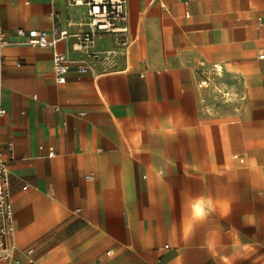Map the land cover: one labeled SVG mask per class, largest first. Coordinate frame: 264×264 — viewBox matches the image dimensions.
I'll list each match as a JSON object with an SVG mask.
<instances>
[{"label":"crops","instance_id":"crops-1","mask_svg":"<svg viewBox=\"0 0 264 264\" xmlns=\"http://www.w3.org/2000/svg\"><path fill=\"white\" fill-rule=\"evenodd\" d=\"M68 1L0 0L15 256L264 264V0H128L130 44H96L115 64L58 84L73 38L39 48L15 30L74 33Z\"/></svg>","mask_w":264,"mask_h":264},{"label":"built area","instance_id":"built-area-1","mask_svg":"<svg viewBox=\"0 0 264 264\" xmlns=\"http://www.w3.org/2000/svg\"><path fill=\"white\" fill-rule=\"evenodd\" d=\"M72 7L84 8L82 17L77 22H68V26H77V31L71 33L68 29L59 30L56 34L35 29L25 30L17 28L15 36L39 48L55 49L60 41L73 38L72 50L80 56L70 58L66 53L55 51L53 55L54 71L58 84L67 81L68 73L75 66L80 74H88L97 67L104 70L111 68L116 61L117 51L114 49L99 50L97 42L106 35L112 36L121 45L128 46V0H69ZM10 44L8 35L0 30V124L6 116L7 110L2 102V69L3 49ZM228 98L229 93H224ZM11 149V144H9ZM50 150L49 156H54ZM92 179V177H89ZM10 171L8 159L0 147V264H24L15 256L17 250L16 230L14 224V210L9 188ZM34 249L26 250V260L34 262Z\"/></svg>","mask_w":264,"mask_h":264},{"label":"clouds","instance_id":"clouds-1","mask_svg":"<svg viewBox=\"0 0 264 264\" xmlns=\"http://www.w3.org/2000/svg\"><path fill=\"white\" fill-rule=\"evenodd\" d=\"M193 212L197 215H203L204 214L202 199H197V201L194 203Z\"/></svg>","mask_w":264,"mask_h":264},{"label":"rangeland","instance_id":"rangeland-1","mask_svg":"<svg viewBox=\"0 0 264 264\" xmlns=\"http://www.w3.org/2000/svg\"><path fill=\"white\" fill-rule=\"evenodd\" d=\"M221 94H223V93H221ZM225 99V98H224Z\"/></svg>","mask_w":264,"mask_h":264}]
</instances>
